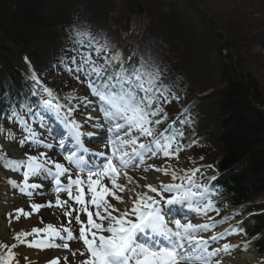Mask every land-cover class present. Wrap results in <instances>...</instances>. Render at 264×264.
<instances>
[{
    "label": "snow or ice",
    "instance_id": "obj_1",
    "mask_svg": "<svg viewBox=\"0 0 264 264\" xmlns=\"http://www.w3.org/2000/svg\"><path fill=\"white\" fill-rule=\"evenodd\" d=\"M67 27L66 46L56 68L86 84L91 99L73 94L61 97L33 72L30 97L34 99L25 98L20 110L10 106L0 113L23 134L17 145L13 133L7 131L13 138L10 149L15 151L17 146L27 145L25 156L5 160L0 153V163L20 174L23 184L17 179L8 180V184L25 196L37 194L36 190L44 187L42 181L54 182L55 207L66 209L68 224L73 223V212L76 213L78 237L72 228L57 229L52 224L43 229L34 227L31 232H16L11 242H0V264H16L18 247L43 250L38 237L48 241V248L71 251L73 257L77 251L70 249V242L79 239L85 249L79 251L84 257L80 264H222V253H233L242 247L247 250V245L221 243L228 234H212L217 225L200 222L209 211L219 214V208L210 199L209 187L216 176L206 175L201 167L183 169L178 174L166 164L168 159H178L179 152L188 147L183 129L191 124L190 109L165 124L166 106L178 101L179 96L173 93L156 61L150 56L140 60L126 57L90 25L73 21ZM81 108L87 114L83 121H78L76 114ZM45 113L62 126L63 135L57 136L55 129L45 123ZM37 127L42 131H37ZM89 129L106 131L108 135L93 141L98 133ZM5 132L0 126V133ZM49 138L58 143L48 142ZM101 143L106 151H92L89 147ZM38 149L43 150L28 154ZM157 157L162 158L157 161ZM141 166L144 173L161 175L153 182L133 183L129 171ZM85 188L89 200L85 199ZM60 192L67 193V200L60 199ZM68 201L80 205V210L68 206ZM45 206L53 207V202L31 204L30 212L15 209V218H29ZM181 209L193 211L195 217L177 218ZM81 215L87 217L86 223ZM240 231L230 230L236 236ZM23 255L31 264L27 254ZM47 264H61L60 257H53ZM63 264H71L67 256Z\"/></svg>",
    "mask_w": 264,
    "mask_h": 264
},
{
    "label": "trees",
    "instance_id": "obj_2",
    "mask_svg": "<svg viewBox=\"0 0 264 264\" xmlns=\"http://www.w3.org/2000/svg\"><path fill=\"white\" fill-rule=\"evenodd\" d=\"M75 1V9L81 11L85 1ZM50 2L0 0V98L4 101L7 95L5 104L8 106L10 99L17 97L16 87L28 91L26 74L32 76L33 68L37 69V75L41 71H56L55 65L67 42V26L76 20H69V23L50 16L47 12ZM122 2L121 11L130 16H146L149 19V37L137 41V47L146 43L151 49L167 47L177 52L182 59L189 60L191 55L195 62L198 58L197 64L201 65L206 62L205 57L210 54V48L217 47L216 40L222 39L208 24L210 14L203 16L195 5L187 7V12L182 11L175 0ZM88 3L91 5L86 4V8L92 16L104 12L108 22L114 21L109 18L115 8L112 1L88 0ZM107 9L108 16L105 13ZM52 36L57 41V49L43 62L39 51L47 38ZM236 44L230 46L236 54L230 53L223 57L218 52L221 60L214 68L217 69V83L210 87L217 90L219 97L217 145L220 155L214 163L219 176L213 181V186L223 192L221 197L224 204L236 206L250 203L248 208L260 211L264 210V110L260 109L264 107V102L259 83L246 71ZM12 46L24 47L31 54L32 60L31 63L29 60L27 70L23 62L18 64L10 58ZM221 50L222 46L219 45L218 51ZM247 226L248 233L258 237L254 241L255 248L264 253V212L255 215Z\"/></svg>",
    "mask_w": 264,
    "mask_h": 264
},
{
    "label": "rangeland",
    "instance_id": "obj_3",
    "mask_svg": "<svg viewBox=\"0 0 264 264\" xmlns=\"http://www.w3.org/2000/svg\"><path fill=\"white\" fill-rule=\"evenodd\" d=\"M87 5H91L88 3V0H84ZM117 2V1H116ZM192 2L195 5H198L201 8L203 16L206 14H210V18L212 16L215 17L217 21H219L218 25V31L221 33L222 39L219 41V43L223 46H226L224 50H227V46H231L233 43H237V45L241 48L242 52V58L243 62L245 64V67L247 68L248 72L254 76V78L259 83V89L263 97L264 102V0H192ZM77 5V1L75 0H57L55 2H50V5L48 7V14L58 20H64V22H69L70 18L76 15L75 17L78 18L79 14L76 12L75 8ZM115 6H118L120 3H113ZM86 13H88V10L86 7L81 8L80 15L85 16ZM91 15V14H90ZM98 18L104 19V13H98L96 15ZM93 16L91 15V19ZM127 19V14L121 12V9L118 7H115L114 10V21L110 23L101 24L100 26L106 29H117V32H119L118 36L120 35V32L123 33L125 30V24L127 23L128 27L133 28V33L136 35L137 32L139 34H142L146 29H141L145 27L146 20L145 18H129ZM79 20L82 22L83 18H79ZM246 34H242V32ZM57 41L54 40L52 37L47 38V42L44 44V46L40 49L39 55L41 57H44V59H48V56L51 53H54L57 49ZM263 45V47H262ZM227 48V49H226ZM24 48H20L19 46H12L11 47V59L13 61H16L18 64L22 63V59H24V54L27 52L23 50ZM174 51V50H173ZM175 52V51H174ZM227 53V52H225ZM218 52L214 51L211 54L207 55L209 57L210 62L201 65L202 73H198L195 75V77H190V93L194 98H197L199 100V118L195 119L194 125L198 126V131L201 130L206 134V138H204V148L207 149L206 151V157L207 161L211 162L216 156L219 154V150L214 151L213 149L217 147V139H216V133H217V123H216V95H212L209 99L202 100L198 97V88H200L203 85H208L210 78L213 77L214 83H217V77H215L217 74L214 70V62L216 60ZM44 55V56H43ZM207 58L205 57V60ZM188 61L189 65L194 66L196 64L193 63L190 60ZM173 68L179 72L180 74H183L184 70L181 68V66H177L174 64H171ZM178 77V76H177ZM176 80V79H175ZM51 83H56L58 85H62L61 82L64 84L67 82L65 78L62 77H53L50 79ZM73 82V81H72ZM76 85L69 84L68 88H75L76 86L79 87L78 93L79 96H88L91 99L90 91L87 90L86 84L76 83ZM86 111L83 109L82 111L78 112L76 114V117H85ZM46 115V113H45ZM94 116H98V113H92ZM45 121L51 128H58L56 125H51V121L49 118L45 116ZM2 122L4 123V120L2 119ZM13 125H10V127L7 129L10 130ZM17 125H15L12 128V133L14 136V139L18 145V141L23 138V134L21 131H18ZM20 130V129H19ZM37 131H42L37 127ZM7 133V132H6ZM12 137H9L7 134L2 133L0 135V152L3 155H10L9 151V143L12 140ZM48 142L55 143L54 140L51 138L48 139ZM27 148V145H24L23 147H20V154L18 155L19 159L23 158V155L25 154V149ZM43 149H38L34 152H29L28 154L36 155L38 154V151H42ZM188 154L185 153H179L178 156H182V159L176 161V159H168L166 160V164L170 166L171 169L176 170L177 167L180 169H189V158H187ZM199 155V152H194L193 156L197 157ZM189 156H191V152L189 153ZM162 157H157V161L161 159ZM59 161L62 162L61 157H58ZM148 163H153V161H148ZM196 166V164H194ZM190 170V169H189ZM134 175L133 183H140L144 184L146 182L150 181L151 177L160 176L153 174V172L144 173L143 172V166L140 168L133 170ZM211 173V171H210ZM4 175V176H3ZM141 177H147V180L141 179ZM0 187L4 188L8 185V180L10 179H17L19 183L23 184V179L20 176L19 173H15L12 171L7 170L6 168L3 170L0 168ZM33 182V181H30ZM121 182L126 183L124 180ZM44 187L42 189L36 190L37 192H44V195L34 194L33 196H25L21 194L18 190H15V195L18 197L23 198L22 205L20 204H12L8 208L2 210L4 213H2L1 220L4 223L7 237L10 239V242L12 240L11 234L14 235L16 232H22L27 231L31 232V230L34 227H40V228H46L48 224L54 225L57 229H60L62 227H70L72 228L73 232L79 233V225L75 223V215L76 213L73 212V223L68 224L67 218L64 216L65 208L61 207H55V200L56 196L52 198L49 189H51L50 185L48 186V181H42ZM129 187H132V184L128 185ZM45 189H47L45 191ZM144 190V189H142ZM4 192V191H3ZM39 202H35L33 200L39 198ZM61 200H67V197L60 196ZM48 201L53 202V207H42L39 212L35 213L29 218H25L23 215L20 216V218L17 220L15 218V209L18 208H24L26 212H30L31 208L29 205L34 203H41L46 204ZM72 202V201H71ZM68 206L75 208L73 205L68 203ZM76 209V208H75ZM79 211V210H78ZM12 213V218L9 219V214ZM49 218V219H48ZM35 221H34V220ZM80 219L85 222V219L83 218V215H81ZM99 222V221H97ZM231 238V237H230ZM30 239V236L28 237ZM79 239H76L72 241L71 243V250L77 251V255L75 256V259H73V256L71 255V264H80V261L84 258L79 255V251H83L82 245H79L78 243H81ZM232 245H235L234 243H230ZM39 248L37 247H18L16 249V252L18 254V258L21 262V264H29V261L24 259L23 254H27V256L30 259L31 264H47V262L52 259L49 255H46L47 257H40V258H32L31 254H36L38 252ZM243 250V249H241ZM70 252V251H69ZM23 253V254H22ZM221 256H225L224 253L221 254ZM62 262V259H60ZM262 262L260 257H258V260H255L254 264H259ZM63 264V263H61Z\"/></svg>",
    "mask_w": 264,
    "mask_h": 264
},
{
    "label": "bare ground",
    "instance_id": "obj_4",
    "mask_svg": "<svg viewBox=\"0 0 264 264\" xmlns=\"http://www.w3.org/2000/svg\"><path fill=\"white\" fill-rule=\"evenodd\" d=\"M85 7L87 6L86 4L84 5ZM86 19L90 18L91 15L90 13H86V15L84 16ZM80 23H82L81 21H79ZM83 24V23H82ZM125 36L126 38L122 41L121 43V47L124 51H129L131 50L134 46H135V41L133 39L132 34L129 31L125 32ZM52 38L54 39L55 37L52 36ZM153 174H156L153 172ZM158 174V173H157ZM130 175L133 176L134 172H130ZM161 175V174H160ZM134 178V177H133ZM155 177H151L150 181L153 182ZM1 180V179H0ZM4 188L0 187V213L3 212L2 210L8 208V206L13 202L16 201L17 198H15V195H13V197L9 198L8 200L5 199V196L3 195V190ZM145 190V189H144ZM6 231V229L4 228V223L1 220V216H0V235H2L4 232ZM49 254H54V251L51 250L49 252ZM63 258L62 260H64L65 254H63ZM31 257L34 258V254H31ZM68 257V256H67ZM232 260L228 262L229 259H223L222 260V264H243L245 259L248 258H253V255H233L231 256ZM68 260L70 261V258L68 257Z\"/></svg>",
    "mask_w": 264,
    "mask_h": 264
}]
</instances>
